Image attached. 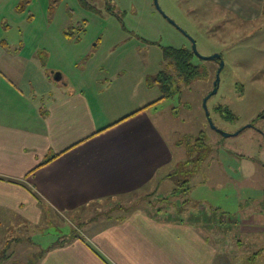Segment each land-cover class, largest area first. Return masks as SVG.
Returning <instances> with one entry per match:
<instances>
[{
  "label": "rangeland",
  "instance_id": "374dc122",
  "mask_svg": "<svg viewBox=\"0 0 264 264\" xmlns=\"http://www.w3.org/2000/svg\"><path fill=\"white\" fill-rule=\"evenodd\" d=\"M218 9L210 0H0L2 53L10 62L0 65L31 91L69 82L111 108L149 95L152 119L175 158L168 179L152 182L146 209L192 223L218 251L211 263L264 264V30L225 39L233 31L222 30ZM193 41L201 73L185 82L164 51L193 49ZM215 53L224 66L206 103L230 136L211 125L205 108L220 61L199 54ZM161 71L179 89L159 99ZM96 217L102 225L105 217ZM85 227L59 217L25 224L0 213V264H41L44 248Z\"/></svg>",
  "mask_w": 264,
  "mask_h": 264
},
{
  "label": "crops",
  "instance_id": "0c3cea01",
  "mask_svg": "<svg viewBox=\"0 0 264 264\" xmlns=\"http://www.w3.org/2000/svg\"><path fill=\"white\" fill-rule=\"evenodd\" d=\"M210 1L222 30L233 31L225 39L264 30V0ZM5 44L0 60L10 63ZM9 72L0 65V213L25 224L47 217L86 224L44 248L41 264H214L218 251L192 223L146 209L152 182L168 179L175 158L149 95L111 108L83 86L34 92Z\"/></svg>",
  "mask_w": 264,
  "mask_h": 264
},
{
  "label": "trees",
  "instance_id": "16d2710c",
  "mask_svg": "<svg viewBox=\"0 0 264 264\" xmlns=\"http://www.w3.org/2000/svg\"><path fill=\"white\" fill-rule=\"evenodd\" d=\"M194 53V50L191 48L173 45L167 46L164 51L166 57L172 58V64L177 69L179 76H181L185 82L192 81L201 73V69L199 68L200 66L192 61ZM155 81L162 83V91L165 92L164 96L160 97L159 99L170 96L179 89L175 77L166 71H161V74L155 78ZM219 110H221L220 107ZM228 115L231 116L230 114ZM52 157L53 156L48 158L46 161H49ZM66 240L68 239H64L58 243L65 242Z\"/></svg>",
  "mask_w": 264,
  "mask_h": 264
},
{
  "label": "water",
  "instance_id": "95a60500",
  "mask_svg": "<svg viewBox=\"0 0 264 264\" xmlns=\"http://www.w3.org/2000/svg\"><path fill=\"white\" fill-rule=\"evenodd\" d=\"M155 2H156V4L158 5V0H155ZM159 7V6H158ZM172 21V20H171ZM193 50H194V52L195 53H197L198 54V51H197V48H196V45H195V42L193 41ZM199 56H201L202 58H205V59H218L219 61H220V67H219V69H218V72H217V75H216V80H215V82H214V85H215V87H214V89H213V91L210 93V94H208V96L206 97V99H205V108H206V111H207V115H208V118H209V122L211 123V125L216 129V130H218L220 133H222L224 136H230V135H233V134H231V133H229V132H226V131H224V130H222V129H220V128H218L216 125H215V123L213 122V119L211 118V115H210V112H209V110H208V107H207V103H206V101H207V99L212 95V94H215L216 92H217V90H218V85H219V82H220V72H221V70H222V68H223V66H224V61H223V59H222V56H221V54L220 53H215V54H213V55H210V56H202V55H200L199 54ZM54 78L56 79V80H61L62 79V74L60 73V72H57V73H55V75H54ZM240 131H237V132H235V134H238Z\"/></svg>",
  "mask_w": 264,
  "mask_h": 264
},
{
  "label": "flooded vegetation",
  "instance_id": "af4514ba",
  "mask_svg": "<svg viewBox=\"0 0 264 264\" xmlns=\"http://www.w3.org/2000/svg\"><path fill=\"white\" fill-rule=\"evenodd\" d=\"M252 124L254 125V123H252ZM252 124H251V125H252ZM253 125H252V126H253Z\"/></svg>",
  "mask_w": 264,
  "mask_h": 264
}]
</instances>
